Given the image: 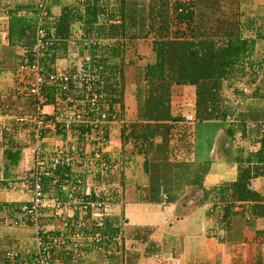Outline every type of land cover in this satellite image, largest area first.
I'll return each instance as SVG.
<instances>
[{"label": "trees", "instance_id": "1", "mask_svg": "<svg viewBox=\"0 0 264 264\" xmlns=\"http://www.w3.org/2000/svg\"><path fill=\"white\" fill-rule=\"evenodd\" d=\"M55 7L58 12H53ZM19 12L28 14L21 15ZM5 17L6 45L0 46V60L7 63L6 70L10 76L14 77L18 67L29 66L32 49L36 47L39 54L37 65L42 72L53 74L59 71L66 77L62 84L45 85L40 89L44 107L52 108L53 111L56 103L69 97L77 108L80 103L84 105L83 111L87 117L92 109L84 97L101 95V103L105 107L97 103L95 113L103 114L105 120H110L112 114L116 115L113 106L118 103L122 107L124 72L128 66L124 54L127 46L137 43L147 45L151 59L140 54L135 62L141 65L136 68L140 82L134 93L137 116L142 122L157 126L169 121L168 127L172 130L175 122L181 121V117L172 118L169 115V89L172 85L193 86L194 167L189 170L186 165L167 162L165 150L168 130L165 126L162 131L161 128L153 127L163 138L160 146H152L148 141V130H143L138 139L140 145H143L139 154L142 157L140 169L145 181L142 190L135 186V200L139 203L159 202L161 198L157 197V191L175 189V186L187 183L202 188L207 166L212 162V158L208 157L211 144L228 142L231 145L238 132L239 137H246L253 144L257 143L258 148L253 153L246 152L244 156L241 155V148L239 152L235 151L233 157H230L236 167L234 177L205 190V201L210 200L219 206L216 215H213L217 220L216 227L222 233L229 234L230 225L234 223L236 228L238 226L237 231L246 228L254 234L263 235L264 244V230L255 229L257 224H264V131L261 130L264 125V80L255 86L249 97L235 92L239 99H249L241 108L234 100L230 101L222 94L223 89L242 78H246L248 84L252 83L254 80H248L247 73L250 72L251 77L255 73L251 72L253 67L257 66L256 71L262 72L263 69L260 62L253 60L252 53L255 41H262L264 36L255 32L257 30L251 19L241 21L242 11L238 0H76L73 3L66 0H43L42 4L38 2L7 6ZM38 31L43 33L42 38L37 36ZM61 62L65 66L59 68ZM79 72L84 74V81H89V76L92 78L87 87L79 83L74 88L75 83L70 77L79 75ZM61 87H65V90H61ZM16 92H8V96L14 94V98L13 101L9 100L7 110L17 111V119L7 121L5 129L1 130V136L5 138L2 149L5 162L3 176L5 179L12 176L9 170L17 167L21 156L29 157L30 168L26 172L29 174L28 182L26 181L29 200L18 204L0 203V214H5L9 209L7 216L12 217L7 218V222L33 228L35 237H39L43 245H52L56 242L55 238L63 237L62 235L67 238L82 230L84 235L96 238L88 245L82 243L77 252L86 254L91 249L94 252L106 249L107 241L115 232L119 230L122 236L121 223L118 227L111 228L110 218L103 216L98 224L91 213V218L87 219V227L75 229L70 224L63 226L60 217L53 215L56 206L59 209H70L73 200L76 201L73 205L75 212L82 208L100 213L104 205L112 204L115 197L114 195L112 198L113 194L95 195L90 189V193L86 195L70 189L77 186L74 184L76 181H80L84 187V179L90 174L107 185L106 182L112 175L110 169L113 163L109 164L105 155H100L105 139L89 140L102 133L103 127L73 126L71 130L75 135L70 134L71 144H68L65 153L60 154L58 163L53 165L50 161L52 156L48 157L44 150L43 140L49 137L61 140L62 134L66 132L57 128L44 130L38 142L42 154L35 157L34 123L25 121L17 125L18 119L36 115L34 100L26 90ZM55 97L58 98L56 103ZM59 106H56L57 110ZM63 115L65 119L70 118V113L68 116L65 113ZM90 118L93 119L92 115ZM204 126H210L208 135V132L201 130ZM19 130L30 141L28 145H22L14 139ZM85 147L89 149L86 159L83 151ZM227 151L222 155L218 153L222 161L229 160ZM62 158L67 162L63 163ZM100 158L104 159V163L97 160ZM90 166L97 170L94 173L87 171ZM174 166L182 170L179 173L174 170L176 174L172 175L170 171ZM255 179L261 180V193L254 190ZM122 181H119L121 187ZM35 185L39 186L40 199L46 203L36 215L29 211ZM72 192L75 193L72 195ZM122 197L123 193L120 191L121 201L124 200ZM163 197L168 202L169 198L165 195ZM95 203L102 205L97 207ZM235 204L239 205L238 211H233ZM44 209L52 212V216L45 215ZM53 218L57 223L54 225L56 228L46 231ZM135 235L137 241L142 240L143 237ZM47 253L49 264H65L72 260L70 252L54 256V249H50ZM79 254H76L78 258ZM8 255L11 256L10 261ZM0 257V264L22 262L13 259L12 253H2ZM110 259L112 257L108 255L107 262ZM30 260L27 259L26 263L30 264ZM76 264H80L78 259ZM90 264L96 263L92 261ZM254 264L262 263L259 260Z\"/></svg>", "mask_w": 264, "mask_h": 264}, {"label": "crops", "instance_id": "2", "mask_svg": "<svg viewBox=\"0 0 264 264\" xmlns=\"http://www.w3.org/2000/svg\"><path fill=\"white\" fill-rule=\"evenodd\" d=\"M16 1L18 5H23L25 4L24 2L28 4V0ZM241 1H244V3ZM10 2H12V0ZM238 2L240 9H242V6L246 3H251L249 4L251 7L258 5V3H256L258 2L257 0H238ZM30 3L37 4L38 0H33ZM12 5L9 4V0H0V21H3L0 28V46L6 45L5 14L7 6L12 7ZM249 5H246V7H249ZM15 6L17 5L13 7ZM53 10H55L53 12L58 11L57 7L53 8ZM256 42L257 41H255L254 44L255 48H259L260 44H256ZM124 54L128 66L124 72L122 107L118 103L115 104L113 106V111L116 112V115L114 116L112 114L110 120L99 122L105 132L102 131V133H98L89 139L100 140L104 137L105 142H103V146L100 149V155H105L108 159L110 154H117L118 158L116 162L122 163L124 160H128L130 163L135 162V167L133 166L130 169L132 173L134 169V173H136V169L139 170V173L132 176L126 185L123 183L121 188L118 187L119 181L115 179L114 173H112L113 175L108 179L109 181L106 182L107 188L105 189V195L113 194L112 198L115 195L112 199L111 213L106 217L110 218V226L113 228L119 226L121 216H119V214H123V219L121 218L123 232L122 237H119L122 242L119 240V245H117V247H107L108 244H117L115 243V238L117 234H119L118 230L117 233L115 232L112 235L113 237H111L109 241L106 240V249H98L97 252L91 249L89 253L84 254L83 252H77L79 251V247H81L82 243H86V245H88L89 242L92 243L96 236L91 237L84 235V232L80 230L77 233L75 232L74 235L65 238L64 242L55 238L56 242H53L52 245H42L47 247L48 250L54 249V256H60L62 252H70L72 260H70V262L68 261V264L75 263L77 253L81 254V259H78L80 264H90L92 261H95L97 264L99 260H101L100 258H102L100 263L102 264L104 259L107 260L108 255L112 257V260L110 259V262L108 261L109 264H254L255 261L259 260L264 264L263 235L259 236L254 234L253 231H249L246 228L237 231L238 226L236 228L234 223L230 225L231 229L229 234L222 233L220 229L216 227L217 220L213 215L219 206L213 204L210 200L205 201V190L217 185L220 181L226 182L234 177L236 167L232 164V160L229 159L223 162L222 158H220V155L225 154L224 152L227 150L230 149L231 152V147L228 142L211 144L208 157L212 158V162L207 166L202 188L187 183L184 186H175V189L170 188V190L157 191V197L161 198L159 202L139 203L135 200V186L142 190L145 181V176L140 169L141 165H138V163L141 164L142 162L139 150L140 147H143V145H140L138 137L143 130H148V141L152 146H160L162 143L161 140L163 139L162 136L156 133L153 127H158V129L161 128V131L164 128L168 130V135L166 136L168 140L165 150L167 162L170 164H183L188 166L189 170H193L192 132L195 122L193 123L192 120L191 123H185L183 122V116L189 115L193 119L194 87L175 85L170 87L169 115L172 118L181 117V121L178 120L175 122L176 124L172 130L168 127L169 121L162 122L159 126L142 122L139 116H137V102L134 96L137 84L140 82V76L136 68L141 65H137L135 62L137 60V55L140 54H145L148 56L147 59H151L150 50L147 45L137 43V45L127 46V50ZM7 66L6 62L3 63L0 60V203L18 204L29 200L28 185L26 183L27 179H29V174L26 172L30 168V160L29 157L21 156L17 167L9 170L12 176L8 179L4 178L3 165L5 162L3 160L2 149L5 146V138L1 136V130L3 128L5 129L7 121L17 119L15 116L17 115V111L7 110L9 100L13 101L14 98V94L8 96V92L15 91V93H17L16 91H24L25 78L15 71L14 85L9 89L12 81L8 80L10 75L6 70ZM59 66V68H62L65 64ZM253 69L256 76L260 75L261 70L256 71L257 66ZM11 79L13 80V77ZM140 88H142V86H140ZM57 97H55V103L58 101ZM101 102H99L100 105H102ZM57 105H60L58 110L61 111L57 110ZM56 106L54 111L52 108L48 107L50 111L46 112H49L48 114H57L61 112L68 116L70 113L69 107L72 110L77 107L76 104L73 103L68 107L66 102L56 103ZM92 115L96 118L98 114L93 113ZM26 118L27 117L18 119L17 125L25 121L26 123H31L27 121ZM163 126L165 127L163 128ZM70 134L75 135V133L70 130V132L67 131L65 134H62L63 138L61 140H56V138L52 139V137L45 138L43 143L45 144L44 150L47 156L61 157L60 154L65 153L68 144L72 142ZM16 135L14 139L19 141L20 144L28 145L30 143L26 135L20 132V130ZM60 144H62L63 147ZM83 151L85 155L84 158L86 159L89 149L85 147ZM218 153L220 155H218ZM97 160L104 163L103 158ZM177 168L174 166L170 174H176L174 170L178 171V173L182 170L180 167ZM223 172L226 176L223 175ZM129 175H131V172H129ZM85 179L91 182L92 179L95 180V177L91 179L90 176L87 175ZM260 181L261 180L258 181L255 179L253 182L254 190L257 193H261L262 191ZM102 183L103 182L99 181L96 184L105 186ZM120 191L123 193V201L120 200ZM163 195L169 198L168 202L164 201ZM238 206V204H235L233 211H238ZM7 210L9 212V209ZM8 212L0 214V256L2 253H12V258L22 261L21 264H29L28 262L26 263L27 259H31L30 264H37L36 238L39 237H35L33 228L13 225L14 223L11 220H9L11 222H7V220L12 217L8 218ZM46 212H49L50 216H52V212L44 209V214ZM97 214L100 213L92 211L91 216L95 218L96 223L100 224V221L95 217ZM236 217H234V219ZM68 221L67 224L73 225L75 229L85 228L88 225V221H86V223L81 221L78 222L71 218H69ZM56 224L55 218H53L52 222L49 221V227L46 231L54 230V228H56L54 225ZM255 229L264 230V224H257ZM135 234H138L141 238L143 237V241H137L135 239ZM59 245H65V249L62 247L59 249ZM58 263L59 262H53L52 264Z\"/></svg>", "mask_w": 264, "mask_h": 264}, {"label": "rangeland", "instance_id": "3", "mask_svg": "<svg viewBox=\"0 0 264 264\" xmlns=\"http://www.w3.org/2000/svg\"><path fill=\"white\" fill-rule=\"evenodd\" d=\"M10 1L11 0H9V4L10 5L13 4L12 7L14 5H18V2L16 0H12V2H10ZM14 1H16V2H14ZM25 1H27V0H25ZM32 1L33 0H28V3L32 2ZM42 1L43 0H38L39 4H42ZM257 1H258V2H256V3H258L257 6L254 5L253 7H251L249 5V7H246V5L251 4V3L245 4V5L242 6V9H241V11H242L241 21L243 22V21H246V20L251 19L254 27L257 30L255 32H258V33H260V35L264 36V0H257ZM66 2L73 3V2H76V0H66ZM24 3H25V5H27L26 2H24ZM19 14H21V15H27L28 13H26V12H19ZM2 23H3V21H0V28H1V24ZM256 44H260V46H259V48H255V45H254V50H253V53H252L253 54L252 57H253V60H256L257 62H260L261 65L263 66V69H262V72L260 73V75H258V76L255 75L254 69H253L254 67H253L252 68L253 70H251V72L254 73V74H252L251 77H250V72L247 73L248 80L250 78H252L254 80L252 83L248 84L247 79L246 78H242L239 81L232 82L230 84V87L224 89V91L222 93L223 96L226 97V98H229L230 101L234 100L235 104H237L239 106V108H241L242 106H244L246 104V102L249 101V99H247V100H241V99H239V97H237V95L235 94V92L238 91V93L243 94L244 97H249L251 95L252 91H254L255 86L256 85H260V83L264 80V39L262 41H257ZM76 69H78V68H76ZM8 80H11L12 81L11 82L12 83L11 86L9 85L10 86L9 89H10L14 85V77H13V80H12L11 79V76H9ZM9 84H10V82H9ZM185 100H187V99H185ZM44 110L45 111H50V109L47 108V107H45ZM201 130L203 132L206 131V133L208 132L207 133V135H208L210 133V126L209 127L208 126H204V127L201 128ZM261 130L264 131V125H262ZM234 137H235L234 138L235 141L230 145L231 146V152H230V149H229L227 151L228 154L226 155L229 159H230V157H233L232 155L234 154L235 151L236 152H239L240 151V148H241V153H242L241 155L242 156H244V154L246 152H248V153L249 152H252L253 153L258 148V144L257 143L253 144L251 142V140L246 139V137H244V138L239 137L238 132H236V134H235ZM117 158H118L117 154H110L108 156V163L109 164H112V162H113L112 167L110 169V172H112V173L115 174L114 175L115 179H117L118 181H120V179H122L123 180V183L126 185L128 183V181H129V179H131L132 176H134L135 174H138L139 173L138 172L139 170L136 169V173H134L135 172V169H134V171L132 173V170L130 168L133 167V166L135 167V165H134L135 162H131L130 163L128 160H124L122 163L121 162L118 163V162H116V159ZM114 160H115V162H114ZM138 165H140V163H138ZM226 168H227V166H226ZM86 170L87 171H90L91 173H94V171H96L97 169L95 170L92 166H90ZM129 172H131V175H129ZM223 175L226 176L224 172H223ZM89 176H90L91 179L93 178L92 177V174H90ZM114 181L117 182L116 180H114ZM98 182H99V179H95V180H92L91 183L89 184V181H87L86 179H84V183H83L84 184V187L81 186L82 183L80 181H76L74 184H76L77 186L76 187L75 186L74 187L72 186L70 189H71V191H74V190L76 192L79 191L78 193H82L83 192L86 195H88L90 193V191H91L90 189H92L93 190V193L95 195H98V194L105 195V189L107 187L106 186H102V185L99 186L98 184H96ZM86 184H88V185H86ZM95 184H96V186H95ZM79 186H80L81 189L78 188ZM118 187L121 188V186H118ZM66 189H68V188H66ZM73 193H75V192H72L71 194L73 195ZM67 197L69 198V196H67ZM71 203H72V206L70 207V209L69 208H67V209L60 208L59 209L58 208L59 206L58 207L57 206L55 207L54 214H56L58 217H60V219L62 220V223H63L62 225L63 226L67 225V221H68L69 218H71L73 220H76L78 222L81 221V222L86 223L88 217L91 218L90 214L92 213L93 210L91 209L90 211H86V210H84L82 208H78L76 210V212H75V208H74L73 205L76 203V201L73 200V201H71ZM110 211H111V204L104 205L102 211L100 212L101 213L100 219H103V216L110 215V213H111ZM46 214H47L48 217H50L49 212H46L45 215ZM119 216H120V223L122 224L121 218L123 219V214L120 213ZM62 236L63 237L59 236L58 240L61 241V242H64V239L66 238V236L65 235H62ZM119 237L120 238L122 237L120 235V231H119V234H117V236L115 238L116 239V242L115 243H117V244H114V245H112V244L109 245L108 244L107 247H111V248H113L114 246L117 247V245H119L118 244L119 243V240H120ZM1 244H3V243H1ZM75 244H77V243H75ZM64 246L65 245H59L58 247L60 249V247L64 248ZM59 249H56V250H59ZM7 258L10 261L11 256L8 255ZM75 259L76 260L77 259H81V254H79V258L77 256ZM100 259L102 260V258H100ZM76 260H75V263H72V264H76ZM101 260H99V262L97 264H100L101 263ZM102 262H103L102 264H106L107 263V260L104 259ZM65 264H68V262L66 261Z\"/></svg>", "mask_w": 264, "mask_h": 264}, {"label": "built area", "instance_id": "4", "mask_svg": "<svg viewBox=\"0 0 264 264\" xmlns=\"http://www.w3.org/2000/svg\"><path fill=\"white\" fill-rule=\"evenodd\" d=\"M37 36L39 38L43 37V33L41 31L37 32ZM31 63L29 66H20L17 68V72L20 73L21 75L24 76V86L25 90L27 91L28 95L32 97L34 100V108L36 111V115L33 117H27V121L34 123L35 125V145L33 146V153L35 157L41 156V151L39 149V138L42 132L44 133V130H53L54 128H57L58 130H63L65 132H70L73 126L75 125H93L92 127L94 128L96 124H99V121L97 119H90L82 115L77 108L75 107L74 110H72L69 106L71 105L72 101L69 99V97H65L64 101H60L58 103H67L69 109H70V118L65 119L64 115L62 113H57V114H48L44 109V98L42 94L40 93V89L45 86V85H51L54 83H59L62 84L63 82L66 81V77L63 75V73L57 71L56 73H44L42 70L39 68L37 65V61L39 58L38 51L36 47L32 49L31 52ZM79 75H74L70 79L73 80V83H75L74 88L77 86L79 83H83L84 86H88L87 83L92 79L89 76V81H84L85 76L82 72L78 73ZM88 78V77H87ZM61 90H65V87H61ZM102 96L101 95H90V97L85 96L84 100L87 102L88 106L90 109L93 107H96L97 103L101 101ZM53 117V119L51 118ZM100 120H104V117L101 115L99 117ZM192 118L189 115L183 116V122L185 123H191ZM61 158L59 157H54L52 156L50 161L52 162L53 165L58 163V159ZM63 163H66L67 160L65 158L61 159ZM39 186L35 185L34 187V197L31 202V206L29 211H31L34 215L38 213V210L40 208H43L45 206V201L40 199V194H39ZM250 189V188H249ZM97 207L101 206V203H95ZM101 214L95 215L96 219H100ZM100 221V220H99ZM34 230L36 231V227H34ZM36 247H37V264H49L48 263V248L42 245V241L40 238H36Z\"/></svg>", "mask_w": 264, "mask_h": 264}, {"label": "clouds", "instance_id": "5", "mask_svg": "<svg viewBox=\"0 0 264 264\" xmlns=\"http://www.w3.org/2000/svg\"><path fill=\"white\" fill-rule=\"evenodd\" d=\"M99 102H101V101H99ZM99 104H100V103H99ZM83 106H84V105H83L82 103H80V104H79V108L76 107V108H77L76 110H78L82 115H84V113H85V111H83ZM96 110H97V106H96V107H93L92 110L89 111V114L87 115V118L90 119L89 121L92 120V119L90 118V116H91L93 113L97 112ZM91 113H92V114H91ZM101 115H102L103 117H105L103 114H98L97 117H100ZM92 117H93V119H97L99 122L103 121V120H100V119L97 118V117L94 118L93 115H92ZM104 120H105V118H104ZM97 125H100V123H99V124H96L95 127H96ZM86 126H90V127H92L93 125H92V124H91V125H88V124H87ZM92 128H93V127H92ZM73 133H74V132H73ZM103 142H105V141H103Z\"/></svg>", "mask_w": 264, "mask_h": 264}]
</instances>
